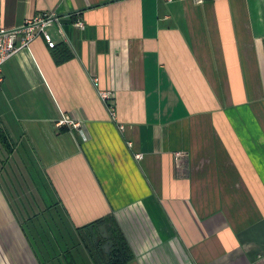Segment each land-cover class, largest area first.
Returning <instances> with one entry per match:
<instances>
[{"label": "crops", "instance_id": "0c3cea01", "mask_svg": "<svg viewBox=\"0 0 264 264\" xmlns=\"http://www.w3.org/2000/svg\"><path fill=\"white\" fill-rule=\"evenodd\" d=\"M46 14L2 69L0 264H109L110 215L129 264H264V0H0Z\"/></svg>", "mask_w": 264, "mask_h": 264}, {"label": "built area", "instance_id": "2783aa9c", "mask_svg": "<svg viewBox=\"0 0 264 264\" xmlns=\"http://www.w3.org/2000/svg\"><path fill=\"white\" fill-rule=\"evenodd\" d=\"M168 3H172L176 0H165ZM179 1H186V0H179ZM197 4H204L206 0H192ZM57 19L55 16L50 15H42L37 17L34 20H30L21 30L15 31H7L2 26V19L0 18V85L3 83L2 77V69L4 64L12 58L14 55L23 51V49L30 46V44L41 34L45 36L46 41L49 43L50 47L53 48L55 43L53 42L51 36L47 32V28L52 26ZM25 34V38L19 43V38L21 35ZM102 100L105 104L109 105L108 103L111 101V93L109 91H102L100 93ZM112 116L116 117V110L110 105ZM73 126L83 133L85 136L86 132L82 128V124L79 122L74 121L70 117L64 118L62 121L59 122V126ZM1 128V125H0ZM184 156V153H177L176 160H180ZM141 159L142 155L137 156Z\"/></svg>", "mask_w": 264, "mask_h": 264}, {"label": "trees", "instance_id": "16d2710c", "mask_svg": "<svg viewBox=\"0 0 264 264\" xmlns=\"http://www.w3.org/2000/svg\"><path fill=\"white\" fill-rule=\"evenodd\" d=\"M71 58V55L67 52L66 55H64L61 58H58L59 62L67 61ZM95 229L98 233V228L101 226H106L108 233H109V240L112 243V249L110 254H105L104 249H102V243L100 242L99 245L96 244L94 240H92V233L90 232V244L92 246V249H98L101 251V254L103 258L105 259V262L109 264H129L134 260L133 252L124 238L120 228L119 224H117L116 220L113 218V216H107L100 221H98L96 224H94ZM105 242V241H104ZM94 257L95 254H94Z\"/></svg>", "mask_w": 264, "mask_h": 264}, {"label": "water", "instance_id": "95a60500", "mask_svg": "<svg viewBox=\"0 0 264 264\" xmlns=\"http://www.w3.org/2000/svg\"><path fill=\"white\" fill-rule=\"evenodd\" d=\"M90 232L92 233L93 235V238H94V241L96 242L97 245L100 244L99 242V235L95 229V227H90ZM98 232L100 233V236L102 237V239H106V240H109L110 236H109V233H108V230H107V227L106 226H101L98 228ZM112 243L110 241H108L104 246V250H106L107 253H110V250L112 248Z\"/></svg>", "mask_w": 264, "mask_h": 264}, {"label": "flooded vegetation", "instance_id": "af4514ba", "mask_svg": "<svg viewBox=\"0 0 264 264\" xmlns=\"http://www.w3.org/2000/svg\"><path fill=\"white\" fill-rule=\"evenodd\" d=\"M106 251V250H105Z\"/></svg>", "mask_w": 264, "mask_h": 264}]
</instances>
